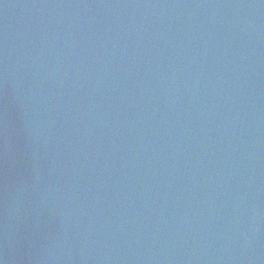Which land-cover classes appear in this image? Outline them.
Masks as SVG:
<instances>
[{
    "label": "water",
    "instance_id": "95a60500",
    "mask_svg": "<svg viewBox=\"0 0 264 264\" xmlns=\"http://www.w3.org/2000/svg\"><path fill=\"white\" fill-rule=\"evenodd\" d=\"M0 264H264V0H0Z\"/></svg>",
    "mask_w": 264,
    "mask_h": 264
}]
</instances>
